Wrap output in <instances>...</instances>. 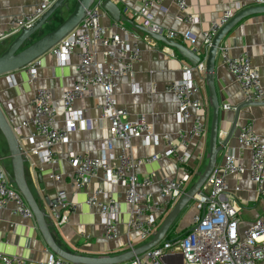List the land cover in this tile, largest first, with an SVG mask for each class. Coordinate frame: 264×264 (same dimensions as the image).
Segmentation results:
<instances>
[{
    "label": "built area",
    "instance_id": "1",
    "mask_svg": "<svg viewBox=\"0 0 264 264\" xmlns=\"http://www.w3.org/2000/svg\"><path fill=\"white\" fill-rule=\"evenodd\" d=\"M55 0H40L29 13H22L14 18L12 27L8 31L0 30V41L13 37L21 28L29 27L45 12ZM103 0H95L89 7L83 19L61 41L52 46L48 53L55 56L59 65L69 63V57L77 52L79 62L76 65L78 75L69 88L62 92L63 124L57 125V106L51 93L46 89H37L32 100L33 113L31 117L23 119L19 125H12L11 118L7 119L17 136L24 155L29 158L36 155L42 163L56 162L55 146L63 143L73 130L83 129L88 125L81 110L74 108L73 102L84 93L90 94L94 86H100L103 93V103L100 105V119L109 123V135L106 138L105 153L101 157H89L74 154L69 156L68 162L73 168V185L79 189L94 177L99 170L103 171L106 180L113 185L124 187L125 202L129 206L127 232L135 231L140 241H145L158 228L159 220L153 210L163 206L166 213L189 187L186 184L192 180L188 163L190 153L179 151V147H186L192 139L199 137L206 131V124L201 112L203 103L194 95L197 91L192 82V74L197 71L204 73V60L195 67L184 66L182 77L167 85V89L176 95L178 109L176 120L180 124L191 121L190 127H182L177 135L178 144H173L168 134L157 133L152 125L140 114L134 119L128 117L125 108L119 106L115 97V77L130 73L133 63L140 60V52L131 41L134 35L118 22L106 27L100 23L107 12L102 7ZM162 0H140L133 10L135 22L141 24L148 31L162 34L166 38L175 39V30L164 28L155 22L150 9L157 7ZM178 11L185 10L186 0H172ZM255 5H264V0H254ZM240 7L227 8L221 15L211 21L209 27L201 33V46L207 51L218 30L225 25ZM187 22H194L196 16L185 15ZM183 40L194 44L196 36L189 31L183 33ZM200 46V48H201ZM199 51V48L196 49ZM223 64L226 65L245 97L253 100L264 99V92L260 84V76L246 53L237 56L230 55L227 46L218 47ZM99 56L102 60H99ZM39 58L28 64L26 68L27 82L33 83L38 67ZM138 87L132 88V92ZM224 104L223 108H229ZM28 128L26 134L21 128ZM132 138L141 139L143 144L158 145L165 141V157L173 158L183 166L178 176H165L159 184L158 198L152 197L150 192L141 189L153 183L151 177H139L136 167L153 160L157 155L130 158L121 150L116 153L117 142L122 141L124 147L130 145ZM238 142L250 151L249 173L256 184V191L264 200V143L261 136L247 123L239 127L236 132ZM187 165V166H186ZM42 169L41 167L39 168ZM244 171L233 152L224 153L218 164L204 184L200 192L193 198L195 210L191 225L183 233L175 237H165L159 244L143 254L118 264H264V217L254 219L247 227H240L237 201H229L226 177ZM54 179L59 174L50 173ZM234 190H238L236 187ZM229 194V193H228ZM57 205L54 216L58 224L68 221L72 207L67 192L57 191ZM89 207L98 208L100 222L104 227V237L111 239L119 234V203L113 196L98 199L94 194L85 199ZM10 208L15 215L22 219H34L30 207L21 193L12 187L4 168L0 165V210ZM129 248H133L131 239L127 237ZM0 264H21L16 255H9L0 251ZM45 264H75L48 251Z\"/></svg>",
    "mask_w": 264,
    "mask_h": 264
},
{
    "label": "crops",
    "instance_id": "2",
    "mask_svg": "<svg viewBox=\"0 0 264 264\" xmlns=\"http://www.w3.org/2000/svg\"><path fill=\"white\" fill-rule=\"evenodd\" d=\"M39 1L0 0V30L8 31L12 27L15 17L33 11ZM112 1L120 7L121 14L130 20V22L120 21L118 23L133 33L134 38L132 37L131 41L135 43L140 52V60L133 63L132 71L115 77L114 92L118 104L126 109L130 119L142 114L157 133L168 134L172 143L176 145L178 144L179 130L182 127H190L191 121L185 124L177 122L176 95L167 89V85L181 79L184 66L192 65L175 49L153 39L138 27L142 25L135 22L133 10L138 7L140 0ZM253 1L186 0L185 10L180 12L172 0H162L157 7L150 9V14L154 21L162 27L177 32V36L173 40L184 43L189 48H199L201 61H203L205 51L201 46L202 31L206 30L211 21L217 19L225 9L239 6L236 14L242 9L255 6ZM183 13L195 15L196 20L191 23L185 21L182 18ZM114 22L108 13L100 20V23L106 27H110ZM187 31L196 36L194 44L183 40L181 35ZM10 40L11 38L0 41V51L7 47ZM222 46H227L232 56L242 53L250 56L253 67L259 73L261 88L264 92V13L250 14L236 23L222 37L219 47ZM98 58L100 61L102 60L101 56ZM39 60L41 65L31 84L27 82L26 68L0 76V107L7 119L11 118L12 125L17 126L23 119L31 117L33 113L32 100L37 89H46L51 93L57 106V125L63 124L62 92L73 85L78 75L76 65L79 62V56L77 52L72 53L69 63L66 65H59L57 58L50 53L44 54ZM204 76L205 73L200 75L194 71L192 82L197 88L194 95L204 105L201 115L206 124V131L192 139L186 147H179V151L185 150L190 153L188 168L193 181L196 173L200 171L201 165L206 162L212 113ZM214 83L220 104V119H222V126L218 134L222 138L233 119L235 105L243 101L245 95L226 65L222 63L218 51L215 60ZM133 86L138 87V91L132 92ZM90 92V94L84 93L77 97L73 102L74 108L81 110L83 116L86 117L88 125L83 129L71 131L66 141L55 146L56 162L42 163L36 155H31L26 162V175L30 188L38 195L43 205H45L44 197L55 199L57 191L60 189L67 192L72 207L68 221L57 225L55 218H52L55 239L62 248L86 256H111L129 249L128 236L134 247L141 245L144 241L138 239L135 231H130L129 235L126 234L129 206L125 202L122 185L110 184L101 170L85 182L81 188L77 189L73 185V168L68 162L69 156L74 154L89 157L103 156L106 138L109 135L108 121H102L99 118L100 105L103 103L102 89L100 86H94ZM224 104H229L230 107L224 109ZM247 123L252 125L264 143V105L246 107L240 112L234 135L217 160L218 165L221 163L224 153L230 151L244 168L242 173L230 174L226 177L229 188V194L227 193L226 197L229 198V201L235 200L239 204L240 227H247L254 219L264 217V200L259 197L256 184L252 181L248 170L250 151L242 146L236 138L239 127ZM21 131L26 134L28 128L22 127ZM121 150H124L125 154L133 159L157 155V160L143 163L135 169L139 177L153 179V183L149 187L141 190L150 192L154 198H158L159 184L165 176H178L183 171L182 165L176 163L173 158L163 155L165 150V141L163 140L158 145H152L143 144L141 139L132 138L128 147H124V143L120 140L117 142L115 152L119 153ZM7 154L5 141L0 135V165L4 170L10 171V160ZM51 172L59 174L60 178L50 177ZM236 187L238 190H234ZM92 194L98 199L113 196L118 200L119 234L117 237L111 239L104 237V227L100 222L98 208L89 207L85 203L86 197ZM163 209L164 207L160 206L159 210L152 211L158 218L159 225L167 214ZM48 210L51 211L49 208ZM55 210L61 212L58 207ZM194 212L192 207L189 211L188 222L181 225V229L177 230L178 233H183L188 229ZM178 225L179 222H177ZM0 251L18 256L21 264H45L48 247L34 219H22L8 208L0 210Z\"/></svg>",
    "mask_w": 264,
    "mask_h": 264
},
{
    "label": "water",
    "instance_id": "3",
    "mask_svg": "<svg viewBox=\"0 0 264 264\" xmlns=\"http://www.w3.org/2000/svg\"><path fill=\"white\" fill-rule=\"evenodd\" d=\"M94 1L95 0H75L70 13L54 28L42 33L45 26L52 23L56 14L61 15L64 10H69L70 8V0H55L50 7L43 12L36 21H34V23L29 27L21 28L17 34L11 37L7 47L0 53V76L25 68L37 58L48 53L52 46L61 41L79 24ZM102 7L115 22H130L126 16L121 14L120 7L112 0H103ZM254 13H264V5L247 7L237 12L218 30L206 53L204 52L206 54L204 60V79L208 89V100L212 113L209 126L206 162L203 169L196 173L195 180L170 208L151 237L145 240L141 245L129 248L122 253L111 256H86L80 255L76 252L67 251L56 242L54 221L52 219L56 215V211H53L52 209L57 205V200L56 198L48 199L47 197H44L45 205H43L39 200L38 195L30 188L26 175V162L28 158L21 150L17 136L14 133L12 126L8 123L4 111L0 107V135L5 141L8 152L7 156L9 157L11 168L10 171L5 169V173L9 184L21 193L27 205L30 207L37 228L48 247V251L75 264H118L143 254L159 244L167 236L172 224L192 202L195 195L200 192L201 186L216 167L220 153L235 133L238 118L242 109L250 106L264 105V99L253 100L252 98L245 97L243 101L235 105L231 124L227 131H225L224 136L220 138L218 133L222 126V119H220V104L214 83L216 54L221 39L226 32L246 16ZM138 27L153 39L175 49L182 57L187 59L192 66L195 67L202 60L200 52L196 51V48H189L184 43H178L173 39L166 38L162 34L150 32L143 26ZM35 36L38 37L33 39ZM38 176L39 175L37 174V177ZM48 208L51 211H49ZM180 264H182V262H180Z\"/></svg>",
    "mask_w": 264,
    "mask_h": 264
},
{
    "label": "rangeland",
    "instance_id": "4",
    "mask_svg": "<svg viewBox=\"0 0 264 264\" xmlns=\"http://www.w3.org/2000/svg\"><path fill=\"white\" fill-rule=\"evenodd\" d=\"M74 2H75V0H70V8H69V10H64L63 11V13L61 14V15H59V16H57L53 21H52V23H50L47 27H45L44 28V30H43V32L42 33H44V32H46V31H49L50 29H52V28H54L56 25H58L69 13H70V11L72 10V8H73V5H74ZM38 36H35L33 39H35V38H37ZM2 51H0V53H1ZM204 165H205V162L201 165V169L200 170H202L203 169V167H204ZM196 178V177H195ZM195 178H194V180H195ZM193 181L192 180H190L187 184H186V186L188 187L191 183H192ZM192 207H193V201L186 207V209L182 212L183 214H181L176 220H175V222L172 224V226H171V228H170V230L168 231V233H167V236L168 237H175V236H177L178 235V232H177V230H180L181 229V225H183L184 223H186V222H188V218H189V211H191V209H192ZM179 220V221H178ZM177 222H179V225L177 226ZM158 226H159V224H158ZM157 226V227H158ZM176 226H177V228H176Z\"/></svg>",
    "mask_w": 264,
    "mask_h": 264
},
{
    "label": "trees",
    "instance_id": "5",
    "mask_svg": "<svg viewBox=\"0 0 264 264\" xmlns=\"http://www.w3.org/2000/svg\"><path fill=\"white\" fill-rule=\"evenodd\" d=\"M58 16V14L55 15L54 19ZM49 25V24H48ZM48 25H46L45 27H47ZM194 179V178H193ZM193 181V180H192ZM184 232V231H183ZM180 234V233H179Z\"/></svg>",
    "mask_w": 264,
    "mask_h": 264
},
{
    "label": "flooded vegetation",
    "instance_id": "6",
    "mask_svg": "<svg viewBox=\"0 0 264 264\" xmlns=\"http://www.w3.org/2000/svg\"><path fill=\"white\" fill-rule=\"evenodd\" d=\"M59 16V15H58Z\"/></svg>",
    "mask_w": 264,
    "mask_h": 264
}]
</instances>
